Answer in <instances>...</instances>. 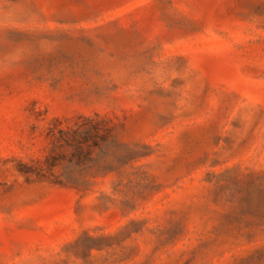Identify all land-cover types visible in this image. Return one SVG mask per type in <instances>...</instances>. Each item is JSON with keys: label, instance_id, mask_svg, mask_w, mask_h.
Here are the masks:
<instances>
[{"label": "rangeland", "instance_id": "rangeland-1", "mask_svg": "<svg viewBox=\"0 0 264 264\" xmlns=\"http://www.w3.org/2000/svg\"><path fill=\"white\" fill-rule=\"evenodd\" d=\"M0 264H264V0H0Z\"/></svg>", "mask_w": 264, "mask_h": 264}, {"label": "trees", "instance_id": "trees-1", "mask_svg": "<svg viewBox=\"0 0 264 264\" xmlns=\"http://www.w3.org/2000/svg\"><path fill=\"white\" fill-rule=\"evenodd\" d=\"M62 132H64V131H62ZM74 133L79 134V136L73 135ZM74 133L70 136L71 139L75 140L76 142H80V143L84 141V139H85L84 136H81L79 132H74Z\"/></svg>", "mask_w": 264, "mask_h": 264}]
</instances>
